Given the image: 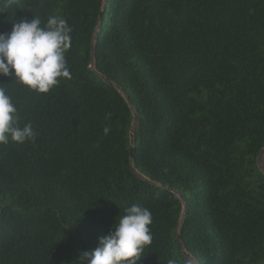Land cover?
I'll return each instance as SVG.
<instances>
[{"label": "trees", "instance_id": "1", "mask_svg": "<svg viewBox=\"0 0 264 264\" xmlns=\"http://www.w3.org/2000/svg\"><path fill=\"white\" fill-rule=\"evenodd\" d=\"M53 15L70 78L0 76L36 133L0 144V264H74L133 204L137 264H264V0H0V33Z\"/></svg>", "mask_w": 264, "mask_h": 264}, {"label": "clouds", "instance_id": "2", "mask_svg": "<svg viewBox=\"0 0 264 264\" xmlns=\"http://www.w3.org/2000/svg\"><path fill=\"white\" fill-rule=\"evenodd\" d=\"M71 32L66 20L55 15L43 27L36 17L13 22L10 32L0 33V76L37 93L49 92L59 78H70L65 54ZM16 113L11 97L0 87V144L35 139L32 125L20 127ZM109 131L104 128L105 134ZM151 224L149 209L139 204L125 208L108 234L98 238L94 249L80 251L74 264H137L152 243ZM168 264L176 262L170 259Z\"/></svg>", "mask_w": 264, "mask_h": 264}, {"label": "water", "instance_id": "3", "mask_svg": "<svg viewBox=\"0 0 264 264\" xmlns=\"http://www.w3.org/2000/svg\"><path fill=\"white\" fill-rule=\"evenodd\" d=\"M102 13H103V11H101L100 14H99V22L102 21ZM105 80L108 81V79H105ZM136 119H137V116H136V114H135V112H134V121H135ZM133 143H134V138L132 137L131 140H130V150H129L130 158L133 157V153H134V146H133ZM263 154H264V148L261 149L260 154H259L258 157H257V160H258V161H259L260 159H262V155H263ZM178 240H180L179 235H178ZM181 246H182V244H181ZM185 256L188 257V256H190V254H188V253L185 252Z\"/></svg>", "mask_w": 264, "mask_h": 264}, {"label": "rangeland", "instance_id": "4", "mask_svg": "<svg viewBox=\"0 0 264 264\" xmlns=\"http://www.w3.org/2000/svg\"><path fill=\"white\" fill-rule=\"evenodd\" d=\"M134 125H135V121H134L133 126H134ZM258 166H259V168L264 172V166H263L262 159H260V160L258 161ZM187 259H188V261H189L190 264H196L195 259L192 258L191 256H188Z\"/></svg>", "mask_w": 264, "mask_h": 264}]
</instances>
